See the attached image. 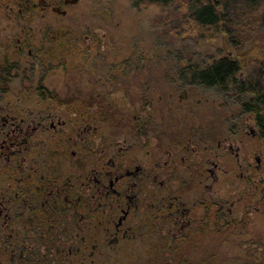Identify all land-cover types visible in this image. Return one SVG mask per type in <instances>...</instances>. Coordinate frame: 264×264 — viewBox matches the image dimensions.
Masks as SVG:
<instances>
[{"label": "rangeland", "instance_id": "obj_1", "mask_svg": "<svg viewBox=\"0 0 264 264\" xmlns=\"http://www.w3.org/2000/svg\"><path fill=\"white\" fill-rule=\"evenodd\" d=\"M48 1L60 4L61 11L49 5L45 12L34 9L28 13L32 51L38 55L23 57L3 103L62 113L68 108L64 99L74 94L83 107H69L63 117L71 121L75 113L92 116L96 132H113L117 138L122 137L118 132H165V144L188 136L197 153L191 154L188 174L192 181L185 197L195 216L207 214L206 225L191 233V241L180 239L170 247L152 230L149 210L144 214L147 225L135 237L130 238L129 232L119 247L101 250L94 261L85 252L79 257L83 263L72 264H264V129L253 113L241 110L231 92L190 85L178 74L188 62H208V54H235L227 37L220 36L212 48L169 37L159 24L165 12L155 6L138 9L128 0ZM14 57L18 59L17 54ZM40 86L47 90L45 96ZM49 96L54 101H40ZM90 96L99 100L93 110L83 102ZM204 132L229 136L240 147L242 165L228 150L217 160L221 150L210 143L213 147L207 155L223 169L218 168L217 181L210 177L207 181L211 188L206 211L198 202L204 186L196 166ZM152 143L150 138L143 148L145 161ZM248 164L250 171L244 167ZM205 166L211 168L209 163ZM151 191L152 185L145 188ZM214 200L226 203L220 217ZM231 202L235 204L229 213ZM0 264L12 263L0 255Z\"/></svg>", "mask_w": 264, "mask_h": 264}, {"label": "flooded vegetation", "instance_id": "obj_2", "mask_svg": "<svg viewBox=\"0 0 264 264\" xmlns=\"http://www.w3.org/2000/svg\"><path fill=\"white\" fill-rule=\"evenodd\" d=\"M49 5L48 0H0V255L12 264H72L83 263L79 257L88 252L94 261L101 250L119 247L129 232L130 238L141 232L149 210L152 230L168 246L191 241V233L206 225L207 214L195 216L185 197L192 181L191 154L197 153L188 136L165 144V132H118L120 139L113 132H96L92 116L75 113L76 121H67L66 107L53 113L3 103L23 57L38 55L32 51L27 15L34 9L45 12ZM51 8L61 11L60 4ZM48 99L54 101L40 97L42 103ZM98 101L88 98V109ZM150 138L154 143L145 161L142 152ZM214 142L221 150L217 160L228 150L242 166L240 147L229 136L204 132L196 166L204 186L198 202L205 211L207 181H217L216 172L223 169L207 155ZM244 167L250 171V164ZM149 185L152 191L145 192ZM213 202L220 217L226 203Z\"/></svg>", "mask_w": 264, "mask_h": 264}, {"label": "trees", "instance_id": "obj_3", "mask_svg": "<svg viewBox=\"0 0 264 264\" xmlns=\"http://www.w3.org/2000/svg\"><path fill=\"white\" fill-rule=\"evenodd\" d=\"M128 1L138 9L155 6L165 12L159 24L169 37L212 48L220 36H226L235 54H208L210 60L203 65L188 62L178 72L179 78L190 85L231 92L241 110L253 113L264 129V0ZM40 90L45 96L47 90L42 86ZM64 100L68 108L83 107L74 94ZM83 102L89 105L87 99Z\"/></svg>", "mask_w": 264, "mask_h": 264}, {"label": "water", "instance_id": "obj_4", "mask_svg": "<svg viewBox=\"0 0 264 264\" xmlns=\"http://www.w3.org/2000/svg\"><path fill=\"white\" fill-rule=\"evenodd\" d=\"M66 1H68V0H66ZM71 3H74V2H76L77 0H69ZM62 13H65V11L63 10L62 11Z\"/></svg>", "mask_w": 264, "mask_h": 264}]
</instances>
